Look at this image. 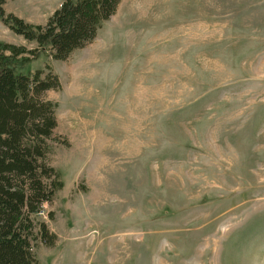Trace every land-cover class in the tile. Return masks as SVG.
<instances>
[{
	"label": "rangeland",
	"instance_id": "obj_1",
	"mask_svg": "<svg viewBox=\"0 0 264 264\" xmlns=\"http://www.w3.org/2000/svg\"><path fill=\"white\" fill-rule=\"evenodd\" d=\"M62 1L4 8L45 24ZM106 24L23 64L61 81L39 264H264V0H122Z\"/></svg>",
	"mask_w": 264,
	"mask_h": 264
},
{
	"label": "trees",
	"instance_id": "obj_2",
	"mask_svg": "<svg viewBox=\"0 0 264 264\" xmlns=\"http://www.w3.org/2000/svg\"><path fill=\"white\" fill-rule=\"evenodd\" d=\"M6 1L0 0V21L37 46L0 41V264H39L34 246L53 247L58 239L36 216L64 185L50 159L57 103L46 96L61 81L50 63L23 69L44 51L65 61L93 42L122 0H63L45 24L7 13Z\"/></svg>",
	"mask_w": 264,
	"mask_h": 264
},
{
	"label": "crops",
	"instance_id": "obj_3",
	"mask_svg": "<svg viewBox=\"0 0 264 264\" xmlns=\"http://www.w3.org/2000/svg\"><path fill=\"white\" fill-rule=\"evenodd\" d=\"M7 2V1H6ZM6 4V3H5ZM5 4H4V7H5ZM118 10V9H117ZM12 13V12H11ZM15 14V13H14ZM116 14V13H115ZM16 15V14H15ZM18 16V15H17ZM20 17V16H19ZM22 18V17H21ZM24 19V18H23ZM25 20V19H24ZM110 20V19H109ZM109 20H107V21H105L104 23H103V25L99 28V30H98V33H97V37L95 38V42H97V40H99L100 38H101V33L100 32H102L103 30H104V28H105V25H107L106 23L109 21ZM26 21V20H25ZM29 22V21H28ZM31 23H33V22H31ZM40 22H38V23H36V24H39ZM100 34V35H99ZM16 35H18V34H16ZM18 37H22V36H20V35H18ZM1 41V40H0ZM28 41V40H27ZM7 42H9V41H7ZM11 42V41H10ZM15 41H13L12 40V42L11 43H14ZM94 42V41H93ZM29 43V45H32L31 47H29V46H27V45H25V44H18V45H24V46H26L27 48H29V49H31L32 47H36L37 45H36V43L35 42H28ZM92 43V42H91ZM15 44H17V42L15 43ZM96 44V43H95ZM87 47H89V45L88 46H85L84 48H80V49H77V50H75L70 56H72V55H74V53H77L78 54V50H81V49H85V48H87ZM69 56V57H70ZM31 61H33V60H31ZM30 61V62H31ZM58 120V119H57Z\"/></svg>",
	"mask_w": 264,
	"mask_h": 264
}]
</instances>
